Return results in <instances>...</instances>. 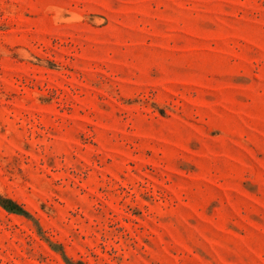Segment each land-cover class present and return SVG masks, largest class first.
<instances>
[{
    "label": "rangeland",
    "instance_id": "obj_1",
    "mask_svg": "<svg viewBox=\"0 0 264 264\" xmlns=\"http://www.w3.org/2000/svg\"><path fill=\"white\" fill-rule=\"evenodd\" d=\"M0 264H264V0H0Z\"/></svg>",
    "mask_w": 264,
    "mask_h": 264
},
{
    "label": "trees",
    "instance_id": "obj_2",
    "mask_svg": "<svg viewBox=\"0 0 264 264\" xmlns=\"http://www.w3.org/2000/svg\"><path fill=\"white\" fill-rule=\"evenodd\" d=\"M11 212H15V213H19V214H21V209H18L17 211H11Z\"/></svg>",
    "mask_w": 264,
    "mask_h": 264
}]
</instances>
